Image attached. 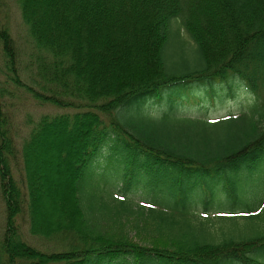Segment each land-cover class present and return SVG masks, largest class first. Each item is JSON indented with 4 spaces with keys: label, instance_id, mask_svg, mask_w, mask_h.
<instances>
[{
    "label": "trees",
    "instance_id": "trees-1",
    "mask_svg": "<svg viewBox=\"0 0 264 264\" xmlns=\"http://www.w3.org/2000/svg\"><path fill=\"white\" fill-rule=\"evenodd\" d=\"M14 1L27 48L0 22V264H264V202L237 196L264 161V0ZM11 84L65 112L16 139Z\"/></svg>",
    "mask_w": 264,
    "mask_h": 264
},
{
    "label": "rangeland",
    "instance_id": "rangeland-1",
    "mask_svg": "<svg viewBox=\"0 0 264 264\" xmlns=\"http://www.w3.org/2000/svg\"><path fill=\"white\" fill-rule=\"evenodd\" d=\"M0 22L11 30L13 37L16 39L17 47L21 49L22 54L24 55L27 45L25 39L23 38V28L20 25L18 8L14 0L2 1L0 7ZM8 87L12 90V93L4 97L5 109L9 113L12 131L16 139H18L17 135L20 134L18 131H22L23 133L26 130L25 126L27 125L24 123V121L36 120L41 114H58L65 112L64 110H58L57 108L51 106H40L22 88H15V86L12 84L8 85ZM236 108V103L229 102L227 103L226 107H223L219 109V111L210 115L215 117L223 116L232 110H236ZM53 140L54 143H56L59 142L61 138L56 135ZM43 159L46 163V169L44 170V173L46 174L48 180L47 185L49 190L53 194L55 192L58 193L66 184V175H63V173L55 174L53 171H51V167H53V160L49 163L47 157H44ZM260 164L261 171L257 172L255 175L243 177V179L240 181L241 185L240 188L237 189V196L242 205H252L253 203H257L255 205L256 207L260 201L264 202V161H262ZM220 197L224 199L222 195H220ZM218 200H220V202H216V206L219 205L222 207V209L227 208L230 204V199L225 198L224 201L222 199ZM42 210L44 216L49 214V201L47 198H44ZM244 225H246V221H241L239 227L242 231H244ZM127 228L132 230L130 236H132V238H136L134 237L135 232L133 229H131V225H129ZM22 230L24 232L25 228H22ZM23 235L25 236V234ZM259 258L264 259V256L261 255Z\"/></svg>",
    "mask_w": 264,
    "mask_h": 264
}]
</instances>
